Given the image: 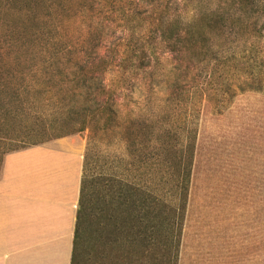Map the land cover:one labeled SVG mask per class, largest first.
Here are the masks:
<instances>
[{
    "label": "rangeland",
    "instance_id": "obj_1",
    "mask_svg": "<svg viewBox=\"0 0 264 264\" xmlns=\"http://www.w3.org/2000/svg\"><path fill=\"white\" fill-rule=\"evenodd\" d=\"M168 2L183 27L194 25L195 45L175 54L157 41L145 70L112 68L103 78L117 126L80 134L90 216L75 264H127L125 254L144 247L128 241L151 234L147 218L103 202L115 181L176 204L171 179L190 162L173 264H264V0ZM135 9L148 10L147 0H0V158L64 132L63 114L89 97L72 82L78 61L118 64L119 43L138 39L143 25Z\"/></svg>",
    "mask_w": 264,
    "mask_h": 264
},
{
    "label": "trees",
    "instance_id": "obj_2",
    "mask_svg": "<svg viewBox=\"0 0 264 264\" xmlns=\"http://www.w3.org/2000/svg\"><path fill=\"white\" fill-rule=\"evenodd\" d=\"M149 9L141 11L135 9V16L143 21L138 39L123 40L119 43L117 52L121 57L117 64L108 61L104 56L97 55L92 60H86L85 56L78 61L80 76L72 80L80 90H89L86 96H89L86 104H80L74 111H67L63 114L64 119L58 123L64 124V132H58L57 135L48 138L45 142L66 136L84 133L92 126L93 123H103L101 126L104 131H110L117 126L116 95L104 84L103 78L109 70L116 69L122 73L130 71L140 73L148 67L149 51L157 41L162 42L166 48L175 54L181 53L183 48L194 46L196 42V31L193 26L183 27L182 23L175 19L173 15L174 6L168 0H147ZM83 55V54H82ZM68 83L71 81L68 80ZM92 90L100 92L101 99L92 98ZM76 92V91H75ZM61 93H59L60 95ZM82 93H78L79 96ZM92 101V106H88ZM41 127V126H39ZM43 128V127H41ZM44 130L47 127L44 126ZM49 130V129H48ZM35 132V128H33ZM38 132V131H37ZM41 135H47L45 133ZM42 142V143H45ZM36 145V144H35ZM1 161V158H0ZM189 162V161H188ZM180 169L183 164L180 162ZM169 173H170V168ZM191 162L185 165V171L174 175L175 180L171 179L172 184H177L178 189L176 204L171 200L162 199L147 190L129 186L123 181L118 183V192L114 194H104L103 202L117 203L113 211H119L122 216H135L144 221L148 220L146 229L151 234L144 238H137V241L129 240L128 245L143 246V250L128 251L124 258L127 264H173L179 259V249L182 236V229L178 231L177 227L182 226L186 217V207L188 202L189 184L191 183ZM88 182L86 177L83 179L82 197L78 214V223L74 243V258L80 247L82 237V226L87 217L90 216L89 205L86 202V189ZM127 188V189H125ZM178 202V204H177ZM118 212V213H119ZM115 217V215H112ZM142 216V217H141ZM113 217V218H114ZM160 231L161 234H156ZM163 231V232H162ZM115 244V241L114 243ZM175 246H178L175 252ZM154 247H161V251L151 250ZM115 261V259H114Z\"/></svg>",
    "mask_w": 264,
    "mask_h": 264
},
{
    "label": "crops",
    "instance_id": "obj_3",
    "mask_svg": "<svg viewBox=\"0 0 264 264\" xmlns=\"http://www.w3.org/2000/svg\"><path fill=\"white\" fill-rule=\"evenodd\" d=\"M87 163L80 134L1 157L0 264H75Z\"/></svg>",
    "mask_w": 264,
    "mask_h": 264
}]
</instances>
